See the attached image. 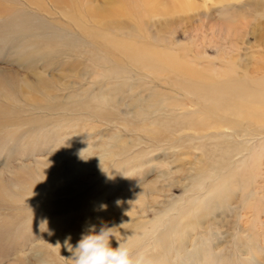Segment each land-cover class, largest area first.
<instances>
[{"label": "rangeland", "instance_id": "374dc122", "mask_svg": "<svg viewBox=\"0 0 264 264\" xmlns=\"http://www.w3.org/2000/svg\"><path fill=\"white\" fill-rule=\"evenodd\" d=\"M192 1L195 8L145 17L139 32L126 17L104 20L142 37L132 40L176 54L210 85L232 79L264 92V0ZM0 3V23L13 11L29 26V32L13 26L0 38V80L49 85L45 91L64 99L77 94L75 101L49 102L23 87L14 89L12 101L0 97V264H73L64 241L71 236L75 246L92 225L114 227L141 264H264L263 107L250 118L209 111V102L183 89L187 74L154 75L120 54L106 63L98 53V65L85 54L48 56L44 43L58 22L80 41L89 39L54 0ZM115 58L125 71L104 76L99 68L116 65ZM101 92L114 103L104 102L101 113L83 106ZM154 93L163 96L158 111L148 109V119L130 116L145 110L136 102L146 104ZM156 118L187 125L152 135L148 121ZM125 119L137 127L128 129ZM200 121L205 125H190ZM214 145L237 150L220 164L205 153ZM55 157L85 164L84 170L59 175ZM220 183L232 189L222 197L214 191Z\"/></svg>", "mask_w": 264, "mask_h": 264}, {"label": "bare ground", "instance_id": "6f19581e", "mask_svg": "<svg viewBox=\"0 0 264 264\" xmlns=\"http://www.w3.org/2000/svg\"><path fill=\"white\" fill-rule=\"evenodd\" d=\"M28 1L34 5L39 4V0H27V2ZM91 1L92 0H54V2L58 6L60 5V8L62 9L61 13L68 20H70L73 23V25L77 26L78 29L81 31V34L85 36L87 40L89 39L90 41L88 40L87 43L80 41L79 40L80 36L78 37V35L77 36L75 35V32L72 31L73 28L72 29L70 28L71 26L70 27L65 26L62 24V22L61 23L58 22L52 28L50 32L52 34L51 35L52 37L50 38V40L46 39L47 37L45 38L46 40L44 44L51 48V50L47 54L48 56H54L57 54L66 55L71 52L74 53L73 55H76V54L84 55L85 54V56L90 55V58L92 57V61L98 65V63L103 60L106 61V63H108V60L111 57H114L111 54H120L124 58H126L127 61L134 64L135 67L137 65L141 67V69L144 68L145 70H150L152 73H154V75L155 74L159 75L158 73H166L170 71L177 73V74L178 73L187 74V76L190 79L189 80L186 79L187 82L184 81L182 85L185 88L183 89H186L187 91L192 93L196 98L200 100H206L207 102H209L211 104L209 111L228 110L231 113L235 115L238 114L239 116L243 118H248V117L250 118V117L255 116L254 113H255V108L257 105L264 108V92L258 91L257 89L247 88L245 87L246 85L244 86L241 82H238L236 80L234 81L232 79L231 81L226 80L227 82H225L221 86L220 85H210L209 82H207L204 79L202 74L194 70L195 68L193 69L191 67H188L186 63L183 62V60H181L176 54L170 51L154 48L148 43L132 40V38L134 37L142 38L138 32L143 26V22H144L143 20L145 17H148L150 15L152 16L154 14L169 15V14H173V12L175 11L176 12L185 11L187 9H190L191 7L195 8L196 4L194 3V1L192 0H106L104 4H97V5H93L94 1L93 2ZM12 13L13 11L12 12L10 11L8 14L9 18H7L3 23H0V38L4 37V35L6 34L11 33L10 30L13 28V26L14 28H16V26L20 28L22 27L24 32H25V29L26 30L28 29L27 28L28 25L23 24L21 17L19 16L18 17L19 19H17L16 16L12 15ZM17 14H19V12H17ZM111 17H117V18L126 17L127 19H131L132 21H135L138 32L135 30L134 32H130L129 30L125 31L115 25L111 26L104 20L106 18H111ZM88 18L90 22H92L91 19L93 20L94 26L96 25L97 26L96 27L88 26L89 25V24L87 25L89 21L87 20ZM109 22H110V19H109ZM59 28L61 29L59 30ZM109 29L115 30L117 31V33L119 31L122 37L117 38L115 35L108 32ZM26 32H29V31L27 30ZM45 35L46 34H44V36ZM155 38H154L155 41L159 40ZM98 53L103 54V57L106 55V57H104L102 60L100 59V57H98L99 56ZM115 59H114V62H115L114 64L116 65L109 67L105 70H103L101 67L99 68V70L104 73L103 74L104 76H111V77L114 75L118 76L122 72L125 71L124 68L120 64V59L118 60L117 59L115 60ZM0 82H1L0 97L3 96L4 98H7L8 100H11V101L16 99L14 97L15 90L16 89L23 90V87H27V90L29 91H31L32 89L33 91L39 93V95L42 96L41 98H46L47 101L49 102H51V100H58L59 102H61L62 100H68V99L69 100L73 99L75 101V99L77 98V94H73V93L64 99L63 97L56 95V92H54L53 90H50L49 92L45 91L46 90L45 86H49V85L43 86L42 84L41 85L42 87H41L39 85H34L31 82L28 83L27 81H22V82L19 81L17 83V81L15 80L9 81L8 77H3L2 81L0 80ZM43 82L45 83V81ZM14 86H17L19 88H15ZM103 95L105 94L101 92L97 97H94L91 101H89L87 104H84L83 106H87L91 108L92 110H95L101 113L100 111H102L103 108L105 107L104 102L107 105H110V104L112 105V103H114L111 94H107V96H103ZM162 97L163 96H160L154 93L151 99L147 100L148 103L144 104L145 102L142 103L141 101H140L141 103L136 102L137 107H139L140 105H145V106L147 105V108L144 110L140 106L139 108H137L136 111L131 112L130 116H133V118L135 117L138 120L148 119V117L151 114L149 113V111L147 112V110L154 109L158 111L159 108L161 107V103L163 102ZM236 99L239 101L236 102ZM101 101L103 103H101ZM74 105L77 106L76 104ZM78 105L80 106V104ZM0 111H2V107H0ZM102 117L104 116L102 115ZM127 117L129 118V116ZM124 122L127 128L130 130H134V128L137 127V125L134 126V124H131V122L129 121L127 122V119H125ZM148 125L153 127L151 128L152 130L150 134L156 135L159 132L171 131L173 129L179 128L180 126L184 127L187 124L182 123L178 125L172 121L170 122L168 120L156 118L154 120L150 119L148 121ZM190 125L197 126V125H205V124L200 121L198 123L191 122ZM142 129L144 130V128ZM113 137H115V135L112 136V139ZM213 148L212 149L206 148L205 153L207 157L208 156L212 157L213 155L216 156L215 158L218 160V163L220 164H223L224 161L227 160V157L229 156L231 159L233 153L236 152L237 150L236 147H224V148L221 147L220 148L218 145H214ZM57 158L58 159H56L55 157V159H52V160L54 161L55 165H58V164L60 165V169L57 168L55 170L59 173V175H61L62 173H66L68 176H75L77 174H80L84 170L85 164L63 163L64 161H62L61 159L62 156L61 158L59 157ZM230 179H232L233 182L235 181L238 182L239 180L237 178V175H234V174L231 175ZM49 180H50V177H49ZM38 182H40L39 179H38ZM51 182H50V186L52 184ZM36 183H37V179H36ZM43 184L45 183H42V185L41 184L39 185L43 186ZM39 185L36 184V186H39ZM224 186L223 184L220 183L214 187V191L217 193L219 197H222L225 194V192L232 190L230 187H224ZM174 229L177 230L175 232L176 234L175 237L178 240H181L182 236L184 235L183 226L180 225L178 222L175 224ZM178 232H180V234ZM169 233L170 232H168L167 234H164L163 237L161 236L160 242L162 243L166 242L168 239V236L170 235ZM60 252L62 251L60 250ZM208 257L209 255L207 256V258ZM207 261L209 262V259Z\"/></svg>", "mask_w": 264, "mask_h": 264}, {"label": "clouds", "instance_id": "9594fccd", "mask_svg": "<svg viewBox=\"0 0 264 264\" xmlns=\"http://www.w3.org/2000/svg\"><path fill=\"white\" fill-rule=\"evenodd\" d=\"M100 207L103 209L105 205ZM113 228L101 226L97 231L92 225L75 246L70 243L71 236H68L64 247L71 253L73 264H141L139 259L134 258L130 245L117 239ZM113 240L116 241L115 247L112 245Z\"/></svg>", "mask_w": 264, "mask_h": 264}]
</instances>
